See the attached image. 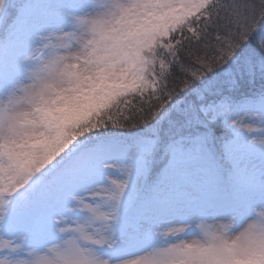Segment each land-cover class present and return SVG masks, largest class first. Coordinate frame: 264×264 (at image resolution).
I'll list each match as a JSON object with an SVG mask.
<instances>
[{"label": "snow or ice", "instance_id": "obj_1", "mask_svg": "<svg viewBox=\"0 0 264 264\" xmlns=\"http://www.w3.org/2000/svg\"><path fill=\"white\" fill-rule=\"evenodd\" d=\"M0 264H264V0H0Z\"/></svg>", "mask_w": 264, "mask_h": 264}, {"label": "rangeland", "instance_id": "obj_2", "mask_svg": "<svg viewBox=\"0 0 264 264\" xmlns=\"http://www.w3.org/2000/svg\"><path fill=\"white\" fill-rule=\"evenodd\" d=\"M113 178H114V179H116L117 177H116V176H114Z\"/></svg>", "mask_w": 264, "mask_h": 264}]
</instances>
